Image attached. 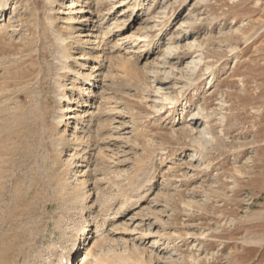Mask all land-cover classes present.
I'll return each mask as SVG.
<instances>
[{
    "label": "rangeland",
    "instance_id": "rangeland-1",
    "mask_svg": "<svg viewBox=\"0 0 264 264\" xmlns=\"http://www.w3.org/2000/svg\"><path fill=\"white\" fill-rule=\"evenodd\" d=\"M74 1L0 0V264H264V0Z\"/></svg>",
    "mask_w": 264,
    "mask_h": 264
},
{
    "label": "bare ground",
    "instance_id": "bare-ground-1",
    "mask_svg": "<svg viewBox=\"0 0 264 264\" xmlns=\"http://www.w3.org/2000/svg\"><path fill=\"white\" fill-rule=\"evenodd\" d=\"M71 2L73 3L75 1L71 0ZM82 11H83L82 8L78 9L79 13H85ZM144 14H146V12ZM94 17L96 19H94ZM94 17L92 15V18L89 19V20H91L92 27H95L96 25L103 27V23L105 22V20L107 18L106 15L100 14L99 12H97L94 14ZM87 20H88V18L86 19V21ZM96 23H98V24H96ZM84 35L90 36L91 34L89 32H87ZM62 52H63V56H64V52H66V51H62ZM62 52H59V53H61L60 55H62ZM66 56L68 58H70L68 55H66ZM66 56L64 57L65 60H66ZM97 64H98V66L102 65L101 63H97ZM81 65H83V64H81ZM64 67H67L69 70L71 69L70 66H67V65H64ZM90 68L92 70L96 69L95 66H91ZM206 69H208V68H206ZM77 71H75V73L73 72L74 75L77 78L81 79V81L84 83V85L85 84L87 85L85 88H84V85H82L81 87L79 86L80 90H79L78 95H79L80 100L75 101V103H76L75 105L77 107H83V109L80 111V110H77V108H75V107L73 108V105L71 103H74V101L65 94H63L61 96V98L67 102V111L69 112L68 119L70 118L74 122V132L77 131L78 129L81 131L82 129H84L86 127L88 128V130H90L91 123L94 122V119L92 116L93 111L91 110L93 103H90L88 98L90 97V91H89L91 89L90 87L93 86V83L91 82V80L95 79V77H94L95 74L93 76L91 73L92 71H90V73L88 72L87 74L82 73V72H77ZM199 80H197V82ZM62 84L64 85V83H62ZM63 85H62V87H63ZM61 110H62V108L60 109L59 114L57 116H55L58 123H63L65 121L64 118L66 115L63 114L61 112ZM77 111H79V112H77ZM202 120H204V119H202ZM65 123L67 124L66 121H65ZM79 124H81V126H79ZM61 189H62V191H64L62 186H61ZM82 193H80L81 194L80 196H82ZM105 221L106 220H104V221H97L96 220V223H94L93 229L91 227H88V226H82L80 228H75L69 234L68 239L63 240L59 245L55 246L54 251H55V253H57V255H55V256L48 255L44 259L40 260L39 264H72V262L74 263V261H76V259L78 260L77 257H74V260L72 258L73 256H75V254H77V251H78L79 260L75 264H108V263H106V261H107V260H105L106 258H104V254L106 253L105 248H106V245H108L107 244V238H106L107 229L105 231V228H104ZM66 244H68V246ZM106 250H107V248H106ZM24 264H25V262H24Z\"/></svg>",
    "mask_w": 264,
    "mask_h": 264
}]
</instances>
